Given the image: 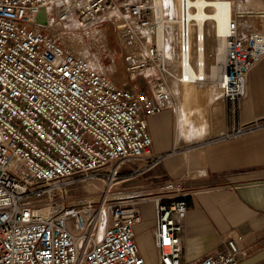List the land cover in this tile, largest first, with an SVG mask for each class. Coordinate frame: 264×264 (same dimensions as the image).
<instances>
[{"label":"built area","instance_id":"1","mask_svg":"<svg viewBox=\"0 0 264 264\" xmlns=\"http://www.w3.org/2000/svg\"><path fill=\"white\" fill-rule=\"evenodd\" d=\"M148 3L0 0V264H147L134 241L139 204L147 201L153 203L154 264H183L189 194L182 184L163 181L141 195L120 188L138 162L157 159L149 151L147 117L174 110L163 43L146 46L140 36L158 26ZM203 9L178 0L181 84L208 78L205 35L193 19ZM107 13L122 19L111 20L120 29L121 64L98 34ZM73 35L88 45L86 54L70 43ZM223 41L213 82L234 107L253 64L264 57V32L231 18ZM97 175L103 191L96 199L67 194L65 184ZM241 258L236 240L228 239L197 264Z\"/></svg>","mask_w":264,"mask_h":264},{"label":"crops","instance_id":"2","mask_svg":"<svg viewBox=\"0 0 264 264\" xmlns=\"http://www.w3.org/2000/svg\"><path fill=\"white\" fill-rule=\"evenodd\" d=\"M252 9L262 24L264 0L254 1ZM257 64L249 71L246 94L236 106L223 101L215 133L179 142L174 110L147 117L149 151L157 159L138 162V171L120 185L140 195L153 192L163 181L179 182L186 189L180 235L183 264H197L222 249L228 239L236 240L241 260L264 249V61ZM143 220L135 226L134 241L149 264L154 262L155 222Z\"/></svg>","mask_w":264,"mask_h":264},{"label":"bare ground","instance_id":"3","mask_svg":"<svg viewBox=\"0 0 264 264\" xmlns=\"http://www.w3.org/2000/svg\"><path fill=\"white\" fill-rule=\"evenodd\" d=\"M148 1H149L148 3L149 7L154 11L155 16L158 20V26L156 29H154L155 30L153 37L154 42L160 45L161 43H163V52L165 53L166 51V54L170 58V61L173 62V67H171L172 69L167 71V73L164 75V79L168 85L167 87L168 91L170 92V94L173 96L174 99L177 140L179 142H185L189 140L188 135H190L192 131L196 132L197 134L195 138L198 139L200 136H202V132L205 131L206 127L205 124L203 125L200 124L199 122L202 120V111L200 108H202L201 105L203 104L204 98L205 99L211 98L212 102L215 104L214 105L215 109L211 118L210 129L208 130L209 131L208 134L210 133L211 130H213L214 133L217 132L218 128H220V124L222 120V107H221L222 104L217 103L218 96L214 95V93H216L217 90L216 91L214 90L215 91V92L213 91L214 93L208 87H203V88L201 87V90H199L198 88L195 87V85L197 84H181L176 80L175 69L176 68L178 69V64H179L177 50H176L178 29L176 28V30H174L173 28L176 26L172 28V26L170 25L172 23L177 24L176 10L178 9V0H176V2L175 0L169 1L170 2L169 12L171 17L169 19L164 20V22L162 21L163 18H162L160 0H151L152 1L151 5H150V0ZM190 1L197 6L201 4L204 5L203 11L202 12L197 11V14L193 15V19L197 21L199 29L202 30L204 35L209 34L210 40L213 41L215 44L212 48L210 47L211 50L209 49V51L213 52L212 53L213 60L215 61L213 63L215 65L208 68V75H207L208 78L206 82L201 83L200 85L202 86L206 84L207 86L208 82H210L214 87L213 80L218 74L219 64L221 63L224 54L223 37L227 33V24L229 20L232 18L231 4L227 0H190ZM247 12L252 13L254 15L258 14V12L255 11H247ZM113 14L115 17L116 16L115 13ZM259 14L262 15L261 12ZM164 24H166V27L164 26ZM208 28L210 29V31L207 30ZM98 34H103V31L98 32ZM101 38L102 37H100V39ZM143 38H145V36H141L142 40ZM69 40L70 43L73 44L75 48L78 50V52H80L83 55L87 53L88 45L84 44V41L81 38H79V36L77 35L69 36ZM203 55L201 57H203ZM187 102H191L195 104L197 107L195 109V114L192 120L190 118L191 114L188 111ZM214 133L213 135H215ZM100 180L102 181V178H100ZM98 190H99L98 193H96L95 195L92 194L85 195L81 199H87V200L96 199L103 191V187L102 186L99 187Z\"/></svg>","mask_w":264,"mask_h":264},{"label":"rangeland","instance_id":"4","mask_svg":"<svg viewBox=\"0 0 264 264\" xmlns=\"http://www.w3.org/2000/svg\"><path fill=\"white\" fill-rule=\"evenodd\" d=\"M169 1H171V0H160L162 18H163L162 21L163 22H164V20L169 19L171 17L170 12H169V10H170V2ZM172 1H174V0H172ZM227 1H229L230 4H231V10H232L231 11V13H232L231 16H232V18H234L238 22L239 25L243 26L244 28L248 27V28H250V29H252L254 31L264 32V22L262 24H259L257 19L255 18V16L257 14L254 15L252 13H248L247 12V11H253L254 10L252 8H253V4H254L255 0H227ZM175 2H176V0H175ZM151 4H152V1L150 0V5ZM233 8L235 10H237V11H235ZM177 10H176V18H177V14H178ZM238 12H241V13H238ZM243 13H244V15H243ZM103 18H104L103 20L98 22L97 26H98V28H102V30L104 31L103 35H104V38H105L106 45L107 46L111 45L112 47L115 48V54H114L115 62L116 63L120 62V64H121V61H120L121 60V48L119 46V43H121L120 29L111 20H112V18H116L118 21L122 20V19L120 18L119 15H116L114 17L113 13H107L106 15H104ZM164 26L166 27V24H164ZM170 26H172V28L174 26H176V27L173 28L174 30H176V28H177V24H173L172 23ZM205 29H206V27H205ZM207 30L210 31L209 28ZM154 31L155 30L152 29V30H142L140 32V36H145V38H143V40H142L144 45L147 46V45H150L151 43L154 42V39H153ZM207 33H209V32H207ZM206 36H208V37H206ZM205 37H206L205 38V41H206L205 58H206L207 65H208V68H209V67H212V66L215 65L213 63V62H215L213 60V54H212L213 52L209 51V49L211 50V48L215 44H214L213 41L210 40L209 34L205 35ZM223 45H224V42H223ZM164 54H165V56H166V58L168 60L169 70H171L172 69L171 67H173V62L170 61V58L166 54V51H165ZM100 57H102V54H100ZM262 61H264V58L263 59L261 58L260 60H258L256 62V64L258 63L257 65H259V64H261ZM177 72H178V69L176 68L175 69V75L177 74ZM207 73H208V71H207ZM209 83L210 82H208L207 86H206V84H204L202 86L200 84L199 85L197 84V85H195V87L198 88L199 90H201V87L202 88L203 87H208V88H210L212 90V92L214 90L216 91L217 89L215 88V86L213 87L212 84L211 83L209 84ZM259 90L261 91L262 88H259ZM214 95L218 96V102L217 103L218 104H222L223 100H222L220 92L217 90L216 93H214ZM214 105L215 104L212 102L211 98H208V99L204 98L203 99V104L201 105L202 108H200L201 111H202V120L199 123L203 124V125L205 124L206 129H205V131L202 132V136H200L199 138L204 137L209 132L208 130L210 129L211 118H212V115H213V112H214V109H215ZM174 107H175V105H174ZM187 107H188V111L191 114L190 118L192 120V118L194 117V114H195V109L197 107H196L195 104H193L191 102H187ZM196 135H197L196 132L192 131L191 134L188 135V139L190 140L192 138H195ZM100 178H101V176L97 175V176H93L92 178H89V179H86V180H78V181L74 182L73 184H70V183L65 184L66 185L65 186L66 192L70 196H80V198L84 197L85 195H89V194L95 195L96 193H98L99 187L102 186ZM62 185L63 184H61L60 186H62ZM139 209H140V214H141V216H142V218L144 220L153 218V203L151 201L141 202L139 204ZM151 256L155 260V251H154V249L151 252ZM150 264H154V262H150Z\"/></svg>","mask_w":264,"mask_h":264},{"label":"water","instance_id":"5","mask_svg":"<svg viewBox=\"0 0 264 264\" xmlns=\"http://www.w3.org/2000/svg\"><path fill=\"white\" fill-rule=\"evenodd\" d=\"M262 261H264V249L248 258L242 259L237 264H258Z\"/></svg>","mask_w":264,"mask_h":264}]
</instances>
